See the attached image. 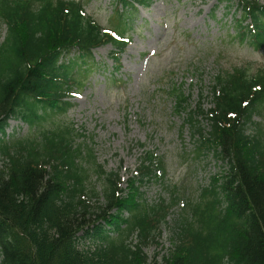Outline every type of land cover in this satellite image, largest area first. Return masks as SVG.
I'll list each match as a JSON object with an SVG mask.
<instances>
[{"label": "trees", "instance_id": "obj_1", "mask_svg": "<svg viewBox=\"0 0 264 264\" xmlns=\"http://www.w3.org/2000/svg\"><path fill=\"white\" fill-rule=\"evenodd\" d=\"M238 1L245 18L256 22L258 15H264V8L252 0ZM114 3L122 7L116 15L124 33L137 8L148 7L151 0ZM0 24L5 25L0 43V126L15 116L33 128L48 112L69 107L62 97L78 68V62L68 56L72 51L92 63L91 50L96 47L110 44L115 55L126 47L84 15L80 0H0ZM112 59L117 68L118 59ZM218 85L220 95L210 118L211 138L220 147V156L228 158L229 169L218 191L192 207L194 223L177 234L174 251L163 264H221L224 258L231 264H264V147L244 135L245 125L264 101V72L251 78L239 72L226 74ZM173 96L178 108L186 102L179 90ZM243 102L247 104L244 109ZM229 113L236 117L228 118ZM60 131L67 134L66 140L55 131L41 133L40 138H48L46 145L30 138L0 140V155L15 152L0 171V217L4 221L0 223V245L10 250L1 264H144L140 247L132 251L124 242L139 228L143 246L158 220L147 218L146 213L133 216V210L138 212L133 197L115 202L114 184L103 192L104 208L85 219V202L69 184L74 156L68 142L72 144L76 134L68 127ZM40 148L38 157L34 150ZM88 157L92 158L90 151ZM113 209L126 210L131 217L108 216ZM9 223L22 236L10 231ZM84 225L92 250L77 249L72 243L73 232ZM24 235L29 245L23 244Z\"/></svg>", "mask_w": 264, "mask_h": 264}, {"label": "rangeland", "instance_id": "obj_2", "mask_svg": "<svg viewBox=\"0 0 264 264\" xmlns=\"http://www.w3.org/2000/svg\"><path fill=\"white\" fill-rule=\"evenodd\" d=\"M80 1L86 16L103 29H121L110 17L113 0H91L87 4ZM258 2L264 4V0ZM239 15L234 0L226 7L207 0H153L149 8L139 9L125 31L124 36L131 43L119 56V69L114 70L111 46L94 50L92 56L99 68L81 81L82 87L72 90L81 98L67 100L70 106L66 114L51 115L45 127L50 122L66 121L84 129L94 137L90 147L96 162L105 172L118 173L121 180L136 174L140 159L151 152L156 162L162 161L165 171L161 181L144 183L148 203L169 201L172 191V199L196 200L199 191L207 187L222 166L211 152L195 155L197 137L191 138L189 125L180 135L187 115L174 111V102L166 91L172 84L183 85L190 97V109L198 104L209 109L212 80L219 71L246 67L253 75L264 70V46L255 47L236 36L235 21ZM4 34L5 28L0 24V42ZM114 74L120 82L109 81ZM197 120L208 129L203 118ZM255 121L260 122L258 118ZM254 132L255 128L249 126L247 134ZM30 133L19 120H11L5 131L13 138H24ZM140 144L144 147H138ZM1 166L0 161V169ZM90 183L99 193L101 180L93 175ZM181 201L171 209L169 222L176 218ZM158 234L160 243L168 246L167 227H162ZM146 250L151 255L156 252V244L146 246Z\"/></svg>", "mask_w": 264, "mask_h": 264}, {"label": "bare ground", "instance_id": "obj_3", "mask_svg": "<svg viewBox=\"0 0 264 264\" xmlns=\"http://www.w3.org/2000/svg\"><path fill=\"white\" fill-rule=\"evenodd\" d=\"M3 119V116H1L0 117V121ZM107 215L108 216H113L114 214L112 213V212H108L107 213ZM1 219H0V223H3L4 221H3V219H2V217H0ZM83 220H85V219H83ZM11 221V220H10ZM86 221V220H85ZM77 222H80V221H77ZM87 224V223H86ZM85 224V225H86ZM83 226V229L81 228V227H77V229H75V231L73 232V235H72V243H73V245H74V247H77V245L79 244V243H82V242H89V243H91V241L88 239V238H86L85 237V231H86V226ZM7 226L9 227V230L10 231H12V232H14V233H16V234H18V236L19 235H21L22 236V234H21V232L22 231H20V230H18V229H15L14 227H13V224L12 223H9V224H7ZM22 240V242H23V244L26 246V245H29L30 244V241L29 240H27L26 238H25V235L23 236V238L21 239ZM14 242V241H13ZM13 242H11V244L13 243ZM10 250L9 249H7V250H5V249H2V261H4L5 260V257H6V252H9Z\"/></svg>", "mask_w": 264, "mask_h": 264}]
</instances>
